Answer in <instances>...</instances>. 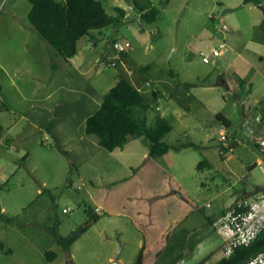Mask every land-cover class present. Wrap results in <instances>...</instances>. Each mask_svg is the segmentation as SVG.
<instances>
[{
  "label": "rangeland",
  "instance_id": "1",
  "mask_svg": "<svg viewBox=\"0 0 264 264\" xmlns=\"http://www.w3.org/2000/svg\"><path fill=\"white\" fill-rule=\"evenodd\" d=\"M102 1L129 18L91 31L66 60L30 23L28 0H0V264H113L118 253L120 264L141 254L144 264H214L226 257L235 207L264 205L263 13L244 0H138L160 11L146 24L135 0ZM126 42L121 58L114 44ZM214 50L221 56L204 62ZM251 69V93L228 87ZM120 78L149 100L159 94L149 120H169L167 143L202 148L155 158L144 138L102 148L86 120ZM81 227L69 251L58 244Z\"/></svg>",
  "mask_w": 264,
  "mask_h": 264
},
{
  "label": "trees",
  "instance_id": "2",
  "mask_svg": "<svg viewBox=\"0 0 264 264\" xmlns=\"http://www.w3.org/2000/svg\"><path fill=\"white\" fill-rule=\"evenodd\" d=\"M28 1L32 4L28 16L30 23L39 35L66 60L77 55L79 41L88 36L91 31H100L112 24H120L125 19V10L120 7L117 8V16L111 17L102 0ZM134 4L140 11V17L144 23L154 24L157 21L160 14L157 8L147 9L146 5L138 0H135ZM244 4L256 6L264 16V6L260 0H244ZM262 23L264 25V19ZM126 56V53H121V58ZM192 86L189 85L187 88ZM1 92L0 84V94ZM158 99L159 94L156 91L153 92L152 100H149L131 81L120 78L104 96L99 109L86 120L85 132L87 135H96L99 145L110 152L123 148L131 138H144L149 142L150 158L162 157L172 150L180 152L188 148L201 149L202 146L195 142L172 145L165 141L166 136L173 130L169 120L160 113L155 115L152 122L149 120V113ZM216 118L227 128L230 127L231 122L224 115L219 113ZM231 148L223 146L222 150L228 152ZM61 151L68 154L63 149ZM204 163L205 161L199 163V170ZM262 190L264 192V188ZM249 210V206L237 205L233 215L247 213ZM88 214L90 222L97 223L100 220V216L95 211L90 209ZM87 230L88 228L81 227L68 238L58 237L57 242L69 251ZM46 255L51 262L56 258L53 252H48ZM263 256L264 230L251 243L236 247L230 256L214 264H250L259 261ZM137 264H144L143 254L140 255Z\"/></svg>",
  "mask_w": 264,
  "mask_h": 264
},
{
  "label": "built area",
  "instance_id": "3",
  "mask_svg": "<svg viewBox=\"0 0 264 264\" xmlns=\"http://www.w3.org/2000/svg\"><path fill=\"white\" fill-rule=\"evenodd\" d=\"M225 45H221V48H224ZM131 48V44L126 43H115V51L121 55V53H127ZM222 51L214 50L213 53L208 56H204V62H210L213 57H220ZM120 55L117 57L120 59ZM115 65V64H113ZM149 85V83H146ZM260 121V117L257 118ZM224 126V125H223ZM221 140L224 142L232 141L234 144L237 143V139H232L231 135L226 133L221 134ZM226 148H231V145H223ZM262 171L264 172V166H261ZM250 210L247 213L237 214L231 218V221L226 223L227 234L229 236L228 242L225 245L226 256H230L233 250L240 245H248L256 236L264 230V205L258 210L255 206L249 207ZM260 264H264V256L260 258ZM256 262V261H255ZM252 262L250 264H254Z\"/></svg>",
  "mask_w": 264,
  "mask_h": 264
},
{
  "label": "crops",
  "instance_id": "4",
  "mask_svg": "<svg viewBox=\"0 0 264 264\" xmlns=\"http://www.w3.org/2000/svg\"><path fill=\"white\" fill-rule=\"evenodd\" d=\"M118 8V7H117ZM121 8V7H120ZM122 9H124V8H122ZM125 10V19H127V18H129V16H130V11H131V9L129 10V11H127L126 9H124ZM262 12V11H261ZM263 19H264V17H263ZM263 20L261 21V25H262V27L264 28V25H263ZM81 41V40H80ZM79 41V42H80ZM79 44V43H78ZM259 46L261 47V52H257V53H255L259 58V61L260 62H264V42H261L260 44H259ZM246 57H244V58H242L243 59V62L248 66V65H250V66H248V67H254V66H252V60H257V58L254 56V55H252L251 57H249V58H247V59H245ZM251 71H252V69L251 70H243L242 72H238V73H235L236 74V76L238 77V80L236 79L235 80V84H227V85H231V86H233L234 87V91H236L237 90V88H238V86L240 85L241 86V89H245V91L247 92V91H249L250 93L253 91V88H254V84H253V82H252V80L250 79H248L249 78V75H250V73H251ZM258 72H260L261 73V75H264L263 74V70H261V69H258L257 70ZM230 82H232L233 81V78H230V80H229ZM241 83V84H240ZM231 86H230V88H231ZM258 104H262V102L261 101H258L257 102V106H258ZM257 106H256V108H257ZM252 109V108H251ZM157 110H159V108L157 109ZM264 111V110H263ZM219 114V113H218ZM220 114H222V113H220ZM222 115H224V114H222ZM224 117H226L225 115H224ZM227 118V117H226ZM248 126H249V123H248ZM263 139H264V137H262Z\"/></svg>",
  "mask_w": 264,
  "mask_h": 264
},
{
  "label": "water",
  "instance_id": "5",
  "mask_svg": "<svg viewBox=\"0 0 264 264\" xmlns=\"http://www.w3.org/2000/svg\"><path fill=\"white\" fill-rule=\"evenodd\" d=\"M223 24H224V23H223ZM226 29H227V30H230L228 27H226ZM232 83L235 84V80H233ZM223 85H225V84H223ZM228 87H229V85H228ZM0 213H1V211H0ZM119 256H120V253L117 254V256H116V258H115L113 264H120V263H119ZM67 264H75V263H74L72 260H70V261H68Z\"/></svg>",
  "mask_w": 264,
  "mask_h": 264
}]
</instances>
